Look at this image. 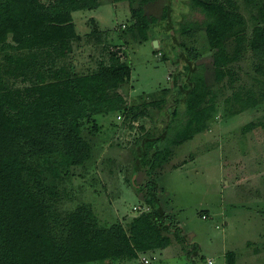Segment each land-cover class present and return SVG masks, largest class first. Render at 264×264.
Listing matches in <instances>:
<instances>
[{
	"label": "trees",
	"instance_id": "obj_1",
	"mask_svg": "<svg viewBox=\"0 0 264 264\" xmlns=\"http://www.w3.org/2000/svg\"><path fill=\"white\" fill-rule=\"evenodd\" d=\"M102 1L0 0V264H145L140 255L167 247L171 236L188 244L179 225L165 222L154 173L169 158L172 146L204 131L215 115L217 92L208 84L201 56L211 54L216 82L234 79L233 65L244 51L255 59L257 88L226 96L222 116L264 102V0H243L253 9L249 32L237 0H184L188 11L180 12L175 28L168 4L156 17L144 12L155 0H111L131 6L132 23L119 33L121 38L128 31L133 39L147 40L149 27L158 21L187 39L197 31L204 33L201 49H185L184 41L174 48V63L181 61L182 66L176 68L171 85L143 94L152 99L140 96L134 104L127 102V89H122L130 80L131 64L118 48L109 51L107 63L86 73L76 72L68 62L60 64L82 39L73 12L95 9ZM156 51L167 60L164 51ZM15 80L29 84L16 87ZM150 107L167 117L134 140L130 175L149 210L123 225L103 223L89 203L64 209V182L73 170L86 169L95 160L87 135L98 129L93 116L113 112L134 121ZM86 122L91 129L85 132ZM255 127L264 130V116L241 130ZM141 170L147 180L138 184L134 178ZM196 253V244L186 250L188 258ZM224 260L236 264L235 252H226Z\"/></svg>",
	"mask_w": 264,
	"mask_h": 264
},
{
	"label": "rangeland",
	"instance_id": "obj_2",
	"mask_svg": "<svg viewBox=\"0 0 264 264\" xmlns=\"http://www.w3.org/2000/svg\"><path fill=\"white\" fill-rule=\"evenodd\" d=\"M237 2L249 32L253 9L243 0ZM165 4L173 10L171 27L175 28L182 19L180 12L188 11L184 0H155L144 6V12L157 17ZM73 21L82 39L60 64L68 62L76 72L86 73L100 62L107 63L109 51L118 48L122 59L131 64L130 80L122 88L127 89L126 99L131 104L139 103L140 96L151 100V96L143 94L157 93L171 85L176 68L182 66L181 61L173 60L179 41L185 42V49H201L205 43L201 30L187 39L159 21L149 27L147 40L133 39L128 31L121 38L120 34L132 23L127 1L103 0L95 9L73 12ZM92 29L102 30L101 36L88 35ZM154 39L158 40L157 47ZM156 49L164 51L167 60ZM200 60L206 64L209 86L217 92L215 115L204 131L172 146L169 158L154 173L158 202L167 217L165 222L179 225L188 244L178 243L171 236L167 247L141 254L140 259L146 258L145 264H225L224 254L233 251L236 264H264V130H241L245 123L264 116V102L238 114L222 116L226 96L241 88H257L255 59L249 50L244 51L233 65L235 74L231 82L227 78L221 82L214 80L210 53ZM14 83L16 87L29 84L21 80ZM145 110L146 115L134 121L123 116L118 119L113 112L93 116L98 129L87 135L95 147V160L86 169L73 170L64 182L68 191L62 200L64 209L89 203L103 223L117 221L123 225L149 210L130 181L131 148L143 130L155 124L161 126L167 116L152 107ZM89 127L91 122H86L84 131ZM134 180L143 184L147 176L141 170ZM192 244H196L197 253L188 258L186 250Z\"/></svg>",
	"mask_w": 264,
	"mask_h": 264
},
{
	"label": "water",
	"instance_id": "obj_3",
	"mask_svg": "<svg viewBox=\"0 0 264 264\" xmlns=\"http://www.w3.org/2000/svg\"><path fill=\"white\" fill-rule=\"evenodd\" d=\"M153 44H154V47H157L158 46V40L157 39H154L153 40Z\"/></svg>",
	"mask_w": 264,
	"mask_h": 264
},
{
	"label": "built area",
	"instance_id": "obj_4",
	"mask_svg": "<svg viewBox=\"0 0 264 264\" xmlns=\"http://www.w3.org/2000/svg\"><path fill=\"white\" fill-rule=\"evenodd\" d=\"M117 118H118V119H120V118H121V116H117ZM141 260H142L144 263H146V262H147V259H146V258H142Z\"/></svg>",
	"mask_w": 264,
	"mask_h": 264
},
{
	"label": "crops",
	"instance_id": "obj_5",
	"mask_svg": "<svg viewBox=\"0 0 264 264\" xmlns=\"http://www.w3.org/2000/svg\"><path fill=\"white\" fill-rule=\"evenodd\" d=\"M249 262V261H248Z\"/></svg>",
	"mask_w": 264,
	"mask_h": 264
}]
</instances>
